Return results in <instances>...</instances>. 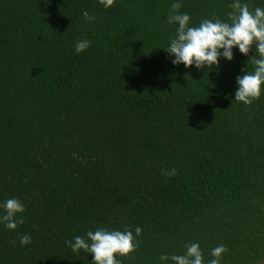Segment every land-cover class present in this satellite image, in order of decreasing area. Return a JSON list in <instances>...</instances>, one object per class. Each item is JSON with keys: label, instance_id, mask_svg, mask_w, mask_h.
<instances>
[{"label": "trees", "instance_id": "trees-1", "mask_svg": "<svg viewBox=\"0 0 264 264\" xmlns=\"http://www.w3.org/2000/svg\"><path fill=\"white\" fill-rule=\"evenodd\" d=\"M173 2L0 0V205L25 207L16 230L0 223V264H93L66 241L137 226L120 264H174L159 257L191 243L204 264L220 245V264H264V87L235 101L255 46L219 69L174 65ZM179 2L195 27L230 22L234 0Z\"/></svg>", "mask_w": 264, "mask_h": 264}, {"label": "clouds", "instance_id": "clouds-1", "mask_svg": "<svg viewBox=\"0 0 264 264\" xmlns=\"http://www.w3.org/2000/svg\"><path fill=\"white\" fill-rule=\"evenodd\" d=\"M105 8H111L115 0H99ZM182 4L175 0L170 6L167 22L178 25L176 36L170 41L169 46L164 50L173 59L171 62L176 65H183L197 70L219 69L220 60L223 58L229 62L234 59L233 50L238 48L244 56H249L253 46L256 55L251 58L249 65L254 70H246L243 76L237 77L238 88L235 92V101L250 106L253 101L258 100L264 87V9L256 7L250 11L247 4L234 0L231 4L233 11L228 14L230 22L203 20L199 26H190V16L187 13H180ZM84 19L92 22L95 18L87 11L83 12ZM90 46L87 40L77 41L75 51L84 52ZM248 65V66H249ZM163 175L174 177L176 169L164 170ZM4 209L0 214V223L9 230H16L18 224H23L22 214L25 207L22 202L10 198L0 205ZM142 229L135 228V236L131 230L108 231L104 228H97L89 231L85 237L76 236L74 240L66 241V244L74 253L83 250L93 257V264H120L117 257H129L136 251L137 241ZM21 246L30 244L31 237L27 234L19 235ZM227 251L223 245L217 246L211 251V259L208 264H220V258ZM160 261L167 262L169 259L174 264H204L203 254L198 243L186 245V252L183 255L167 254L159 257Z\"/></svg>", "mask_w": 264, "mask_h": 264}]
</instances>
